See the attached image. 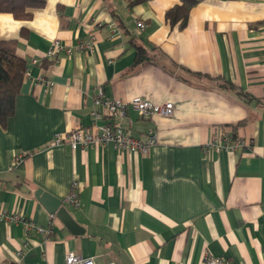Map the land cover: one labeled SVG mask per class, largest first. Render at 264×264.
<instances>
[{
	"label": "crops",
	"instance_id": "obj_1",
	"mask_svg": "<svg viewBox=\"0 0 264 264\" xmlns=\"http://www.w3.org/2000/svg\"><path fill=\"white\" fill-rule=\"evenodd\" d=\"M44 1L31 20L0 13V40H17L29 69L0 124V209L44 230L27 237L21 221L0 220V264H65L70 253L95 264H200L206 254L264 264V0H198L183 29L166 19L181 0ZM56 40L73 52L46 57ZM138 47L150 59L138 63ZM99 89L174 105L171 118L129 109L116 119L133 137L157 133L147 154L53 144L77 127L93 131ZM229 131L249 147L204 152ZM74 182L79 206L68 201ZM39 189L84 232L52 217Z\"/></svg>",
	"mask_w": 264,
	"mask_h": 264
},
{
	"label": "built area",
	"instance_id": "obj_2",
	"mask_svg": "<svg viewBox=\"0 0 264 264\" xmlns=\"http://www.w3.org/2000/svg\"><path fill=\"white\" fill-rule=\"evenodd\" d=\"M138 27L145 29L143 22H138ZM80 50L90 48L89 45L81 43ZM65 51L71 54L73 50L67 48L60 41L53 42L51 48L46 53L48 58H56L58 54ZM37 63V60H33ZM29 69L26 70V74ZM52 84L47 82V86ZM129 109L137 112L141 117L153 118L163 117L171 118L175 115V107L171 103L155 104L146 99L136 98L129 102L123 100H115L107 98L102 89L98 90L97 96L94 99V107L91 112V116L94 119L93 131H87L83 127H77L71 131L65 133H59L55 136L54 145H69L73 149L83 148L88 149L95 146H104L113 144L118 149H125L139 154H147L151 147H153L158 139L157 133L152 131L145 139H139L126 133L122 126L116 121L118 118H124L127 115ZM251 142L245 139L238 138L230 135H216L213 136L204 146V152H236L240 149L249 147ZM25 154H19L14 159L13 166L20 165ZM79 183L74 182L72 185V191L68 196V201L76 206L80 205L78 196ZM54 217V215L52 216ZM0 220H7L10 222L21 221L24 224L26 230V236H29L30 231L38 230L44 232L43 228L36 227L33 222L22 219L18 216L9 215L0 209ZM27 247V244L24 245ZM23 251L18 252V256H21ZM65 264H95L92 258H83L75 253L67 255ZM114 264V263H110ZM200 264H233L229 259L223 257H216L211 254H206Z\"/></svg>",
	"mask_w": 264,
	"mask_h": 264
},
{
	"label": "trees",
	"instance_id": "obj_3",
	"mask_svg": "<svg viewBox=\"0 0 264 264\" xmlns=\"http://www.w3.org/2000/svg\"><path fill=\"white\" fill-rule=\"evenodd\" d=\"M181 2L167 12L166 19L172 26L179 25V28L183 29L187 25L190 10L198 0H181ZM44 5V0H0V13L12 14L17 20L27 21L34 16L32 10L40 9ZM21 34L27 35L25 30H22ZM17 45V40H0V124L3 127L15 113L16 98L21 92L28 69L27 62L17 55ZM148 59H150L149 53L138 47V63ZM221 87L234 91L243 100L247 101L249 98L246 93L230 83L221 84ZM229 135L235 136L230 131Z\"/></svg>",
	"mask_w": 264,
	"mask_h": 264
},
{
	"label": "water",
	"instance_id": "obj_4",
	"mask_svg": "<svg viewBox=\"0 0 264 264\" xmlns=\"http://www.w3.org/2000/svg\"><path fill=\"white\" fill-rule=\"evenodd\" d=\"M36 197L46 207L48 212L57 216L72 232L82 234L84 230L74 221L68 210L63 206V201L39 189Z\"/></svg>",
	"mask_w": 264,
	"mask_h": 264
}]
</instances>
